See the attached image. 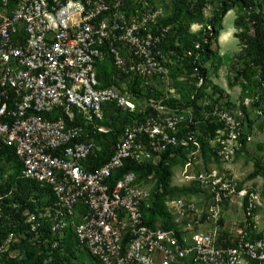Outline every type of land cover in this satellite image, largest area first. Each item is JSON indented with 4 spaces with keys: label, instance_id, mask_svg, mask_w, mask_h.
Returning <instances> with one entry per match:
<instances>
[{
    "label": "built area",
    "instance_id": "1",
    "mask_svg": "<svg viewBox=\"0 0 264 264\" xmlns=\"http://www.w3.org/2000/svg\"><path fill=\"white\" fill-rule=\"evenodd\" d=\"M164 18L148 0H0V144L15 151L22 178L54 197L47 219L59 250L72 228L98 264H264L261 195L228 170L242 148L244 116L224 103L204 105L201 114L167 105L180 94L171 84ZM108 59L115 84L102 87L97 64ZM132 84L140 91L162 87L164 96L140 99ZM109 106L143 119L124 128L103 167L89 171L88 159L100 150L91 137L111 132L102 125ZM201 125L219 128L202 137L213 152L192 174L204 159ZM181 149H191L181 186L199 196L168 198L175 227H150L144 210L152 207L154 183H137L135 173L114 187L108 181L126 161L156 167ZM227 206L244 217L220 241Z\"/></svg>",
    "mask_w": 264,
    "mask_h": 264
},
{
    "label": "trees",
    "instance_id": "2",
    "mask_svg": "<svg viewBox=\"0 0 264 264\" xmlns=\"http://www.w3.org/2000/svg\"><path fill=\"white\" fill-rule=\"evenodd\" d=\"M260 4H258L256 0H227L219 10L215 11L213 17L205 19L203 15L204 0H199L195 3L196 7L190 8L189 6L187 7L184 5L185 7H181V12L179 11L180 13H176L174 16L168 17L159 22V27H171V32L168 36V46L165 49L168 52L173 53L171 55L173 60H176V56L181 60H178L177 64L182 65L185 74L188 76L194 75V78L188 79L187 81H175L173 86L180 94V99H171L167 101V105L171 106V108L181 109L194 106L199 114H201L203 109H208L207 106L203 107V105L199 103V101L205 96L204 91L206 90V83H208L209 80L208 71L201 66V62L213 61V64H216V70H219L223 61H229L228 57H219L218 53L211 49V46L213 42L218 41L221 31L223 30V18L228 12L237 7L241 18V20L238 21V24L240 28L243 29L242 33L238 35L242 47L240 55L247 57L249 60L245 63L242 69H237L236 81L242 80L245 88H248L251 82L250 75L256 74L258 90L255 96L252 95L253 97H251V99H254L252 106L260 108L261 111L264 112V11H257L258 8L261 9L262 7ZM184 13L185 18L189 23L187 25H180V27L175 28L176 30H173L171 25L180 20L181 15L184 16ZM193 24L202 26V29L195 33H189V28ZM153 31H156V28H153ZM174 31L179 38L176 35H173ZM178 43L179 45H177ZM246 48L248 49L246 50ZM174 63L176 62L174 61ZM174 67L171 66L170 76L173 71L175 72V76L178 75L176 70H174ZM258 69L260 73H257ZM97 74L102 87L115 84L113 77L116 72L109 59L97 64ZM126 80L127 78L121 79L122 82ZM191 81L195 84L189 86ZM199 82H203V85L200 87L198 86ZM235 84L236 83H233L232 86L234 87ZM131 86V92L133 94H138L140 99L159 100L164 96L162 87L160 89L146 88V90L140 91L136 89L134 84ZM186 86H189L190 88L187 92H184ZM246 99L250 98L247 97ZM214 104L217 103H211V105ZM227 106L229 107V105ZM241 109L242 114L247 113L248 108L245 106L244 101ZM149 112H152V109H150ZM136 118L142 120L143 115H130L129 113L123 112L121 109H117L113 106L108 107L106 110V119L102 125L110 128L111 132L108 134H97L91 137L100 150L97 155L91 156L88 159L86 166L89 171L98 170L109 161L124 128L131 124ZM240 120L242 121L241 118ZM218 128L219 127L216 125H201L200 130L202 134L199 137V140H201L200 142L204 159H209L210 154L213 151L208 147L206 139H203L202 137L214 134ZM247 137L246 133L241 137L242 148L238 152L237 157L243 154L247 155ZM191 149H181L177 151L178 158L176 159H169V154L165 155V161L161 162L160 165L156 167L147 164H137L133 161H126L124 166L113 174L108 183L111 187H114L123 176L128 173H135L137 176V183L139 184L145 182L154 183L153 204L150 209L144 210V222L150 227H154L157 223H160L164 229L174 228L175 224L173 222V217L169 213L165 204L168 198L199 196L200 193V191L194 187H179L172 185V179L174 176L173 167L178 163L180 158L183 159V161H186L188 158L187 155L191 152ZM1 156L4 158L7 157L8 161L13 160L16 166V174L11 180L13 182L11 186L14 187V184L17 185V191L14 193L13 201L17 203L19 207L16 209L17 211L12 214L11 218L13 221L19 216L18 214L20 210H24L28 206H30L32 210H37L38 208H46L48 210L53 206L55 199L48 189H41L36 182L21 177L22 164L17 159L13 149L6 148L0 144V157ZM168 160L170 163L167 165ZM150 176H153V178L148 181ZM257 177L264 178V162L261 158L256 160L255 171L252 175V178ZM0 188L3 189V187ZM45 193H48L49 196L46 204L42 207L40 197ZM185 194L187 195L185 196ZM33 199H36L35 204L32 201ZM41 233L51 239V242L53 240L54 243L51 234V224L48 219L45 220ZM64 236L66 239L60 244V250L58 248L56 249L59 253L56 251L52 264H74L72 263V259H77L76 252L79 243L75 237L73 229L69 228L65 231ZM262 237L263 235H251V239ZM64 254L69 255L71 259L63 256ZM91 258L94 261V264H98L94 257L91 256ZM249 263L257 264L253 261H249Z\"/></svg>",
    "mask_w": 264,
    "mask_h": 264
},
{
    "label": "rangeland",
    "instance_id": "3",
    "mask_svg": "<svg viewBox=\"0 0 264 264\" xmlns=\"http://www.w3.org/2000/svg\"><path fill=\"white\" fill-rule=\"evenodd\" d=\"M149 4L156 10L161 9L165 15L164 19L174 16L176 13H180L181 7L189 6L190 8L196 7L195 3L199 0H148ZM227 0H204L203 15L205 19L213 17L215 11ZM258 4L262 5L261 9L257 11H264L263 0H256ZM185 5V6H184ZM185 10V9H184ZM180 11V12H179ZM240 15L237 7L228 12L223 18V30L217 42H213L211 49L216 51L219 57H228L229 61H223L219 70H216V64L213 61L201 62V66L208 71V83H206L205 96L199 101L201 105L215 103H224L229 105L236 112L241 111L243 101L247 102V97L251 99L255 96L257 88L256 74H251V82L248 88H245L242 80L236 81L237 69H242L245 63L249 59L245 56H241L242 47L240 45L239 34L243 29L240 28L238 21H240ZM189 21L181 15L180 20L175 22L172 26L173 30L180 27V25H187ZM202 29V26L191 25L189 33H195ZM173 35H177L174 31ZM224 35V40L221 36ZM179 38V37H178ZM223 40V41H222ZM179 45V43L177 44ZM248 48H246L247 50ZM180 60L176 56V63H173L172 67L178 73L175 76L173 71L171 74V84L174 85L175 81H187L194 78V75L188 76L185 74V70L182 65L177 64ZM181 61V60H180ZM179 69V70H177ZM257 73H260L259 69ZM181 74V75H180ZM236 83L233 87L232 84ZM194 82H190L189 86L194 85ZM203 82H199L198 86H202ZM186 86L184 92H187L190 88ZM186 94V93H185ZM246 99V100H245ZM143 107V102L138 104ZM243 125L244 132L251 139L247 143L246 153L237 157L228 170H234L242 186L255 189L261 195L260 206L258 208V215L261 217L259 222L260 229L264 230V178L257 177L252 178L255 171V164L258 158H261L264 162V112L260 108L249 106L247 113L244 114ZM210 159L197 160V164H193L191 169L192 174H197L205 169ZM187 161L179 159L178 163L173 167V179L172 185L182 187L183 185V171ZM205 165H204V164ZM212 166V165H211ZM16 174V166L13 160L8 161L7 157H0V264H52L53 257L56 253V247L53 240L49 239L46 235H42L41 231L45 220L47 219V209L32 210L28 206L24 210H20L19 216L12 220V214L17 211L19 207L17 203L13 201L14 193H16V186L12 187V179ZM187 194H185L186 196ZM48 193H45L40 197L42 207L46 204ZM190 196H186V198ZM35 204L36 199L32 200ZM235 211V208L227 206L222 213V218L219 222L220 235L219 240L222 241L227 238V234H231L233 228L243 220V210ZM226 213V214H225ZM6 235V236H4ZM232 236V235H231ZM65 236H61L59 239V245L65 241ZM59 253V251H57ZM77 259L73 260L74 264H94L91 256L86 250H82L77 246ZM69 259L70 256L64 254ZM189 264V263H185Z\"/></svg>",
    "mask_w": 264,
    "mask_h": 264
},
{
    "label": "bare ground",
    "instance_id": "4",
    "mask_svg": "<svg viewBox=\"0 0 264 264\" xmlns=\"http://www.w3.org/2000/svg\"><path fill=\"white\" fill-rule=\"evenodd\" d=\"M221 39H223V40H224V35H222V36H221ZM223 40H222V41H223Z\"/></svg>",
    "mask_w": 264,
    "mask_h": 264
},
{
    "label": "crops",
    "instance_id": "5",
    "mask_svg": "<svg viewBox=\"0 0 264 264\" xmlns=\"http://www.w3.org/2000/svg\"><path fill=\"white\" fill-rule=\"evenodd\" d=\"M235 211H237V209L235 208ZM226 214V213H225ZM259 218H261L259 215H258Z\"/></svg>",
    "mask_w": 264,
    "mask_h": 264
}]
</instances>
